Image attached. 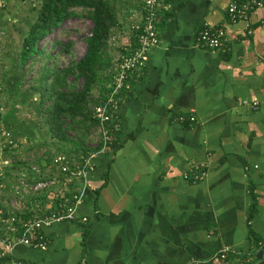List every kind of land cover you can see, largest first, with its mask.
Masks as SVG:
<instances>
[{
  "label": "crops",
  "instance_id": "obj_1",
  "mask_svg": "<svg viewBox=\"0 0 264 264\" xmlns=\"http://www.w3.org/2000/svg\"><path fill=\"white\" fill-rule=\"evenodd\" d=\"M233 1L160 0L162 42L124 93L114 148L95 159L80 186L79 214L91 222L56 223L46 229L50 247L19 245V258L189 264L224 245L257 249L264 239V0L251 14L252 33L229 19ZM128 24L117 29L129 31ZM206 24L225 27L228 49L197 46ZM181 114L195 120L176 121ZM194 162L207 170L197 182L185 177Z\"/></svg>",
  "mask_w": 264,
  "mask_h": 264
},
{
  "label": "built area",
  "instance_id": "obj_2",
  "mask_svg": "<svg viewBox=\"0 0 264 264\" xmlns=\"http://www.w3.org/2000/svg\"><path fill=\"white\" fill-rule=\"evenodd\" d=\"M262 5V0H234L227 8V15L234 22L247 23V31L252 33L251 14ZM161 22L160 0H143L138 18L130 24L129 31L123 36L111 33L109 44L117 37H122V41L117 44L119 53L112 57L107 70L111 75L110 90L100 103L90 105L97 124L89 134L88 154L76 156L60 152L53 156L49 169L36 164L17 169L11 154L15 146L13 133L0 123V264H28L15 254V248L26 245L47 249L51 238L46 229L56 223L76 221L87 225L91 222L88 216L79 214L84 202L80 186L93 171L95 159L108 154L115 146L118 110L124 93L130 81L145 70L151 51L161 44ZM196 42L202 48L225 51L227 31L224 26L206 24L198 31ZM262 64L264 68V59ZM175 120L192 123L195 116L181 114ZM53 167L58 173L49 175ZM206 174L205 165L194 162L185 177L197 182ZM10 176L17 179H7ZM238 254L241 251L237 248L224 245L207 261L194 260L189 264H230L229 256Z\"/></svg>",
  "mask_w": 264,
  "mask_h": 264
},
{
  "label": "trees",
  "instance_id": "obj_3",
  "mask_svg": "<svg viewBox=\"0 0 264 264\" xmlns=\"http://www.w3.org/2000/svg\"><path fill=\"white\" fill-rule=\"evenodd\" d=\"M160 14H163L161 9ZM81 16L93 22L91 34L86 38V52L67 67L51 65L56 57L40 46L41 41L50 37L68 19ZM120 23L117 9L110 0H40L35 20L25 34L18 64L26 66L27 61L35 57L45 60L30 93L38 95L39 110L50 136L65 144L59 149L63 154L80 156L91 150L88 136L97 121L92 117L90 105L100 103L110 90L111 75L107 73L112 63L109 38ZM71 44L55 40L53 46L59 45L61 51L68 54ZM70 77L75 81L83 80L82 87L75 86ZM21 84L22 80L16 88L19 89ZM95 88L98 95L93 94ZM71 132H75L76 137H72ZM254 206L250 215L256 209ZM259 240L257 249L251 254L241 252L229 256L230 264L261 262L256 253L260 248L264 251V239Z\"/></svg>",
  "mask_w": 264,
  "mask_h": 264
},
{
  "label": "rangeland",
  "instance_id": "obj_4",
  "mask_svg": "<svg viewBox=\"0 0 264 264\" xmlns=\"http://www.w3.org/2000/svg\"><path fill=\"white\" fill-rule=\"evenodd\" d=\"M110 1L117 9L122 26L129 23V27L134 23L140 0ZM39 4L40 0H0V123L3 125L1 127L8 128L13 133L15 146L11 154L16 164H19L18 167L27 166V162L48 166L53 156L62 152L59 150L61 146L65 145L50 136L39 110L38 95L36 97L30 93V87L39 76L45 60L35 57L27 61L26 66L18 64L23 39L35 20ZM92 28L93 22L88 17H74L41 41L40 46L56 57L51 65L67 67L78 61L86 52V38L91 34ZM116 29L113 34L117 36H123L127 32L124 28ZM55 40L65 44L71 42L70 53H63L59 45L53 46ZM120 41L122 37H117L109 44L110 53H118L117 44ZM21 80L22 84L17 89L16 85ZM70 81L79 88L83 85V80L75 81L70 77ZM19 91L20 94L17 95ZM98 93L95 88L93 94ZM70 135L76 137L75 132ZM251 264L259 263L253 261Z\"/></svg>",
  "mask_w": 264,
  "mask_h": 264
},
{
  "label": "water",
  "instance_id": "obj_5",
  "mask_svg": "<svg viewBox=\"0 0 264 264\" xmlns=\"http://www.w3.org/2000/svg\"><path fill=\"white\" fill-rule=\"evenodd\" d=\"M256 258L260 260L262 263H264V251L262 248H260L256 253Z\"/></svg>",
  "mask_w": 264,
  "mask_h": 264
}]
</instances>
